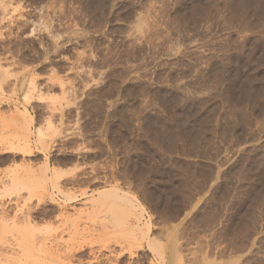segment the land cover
<instances>
[{
	"label": "rangeland",
	"instance_id": "374dc122",
	"mask_svg": "<svg viewBox=\"0 0 264 264\" xmlns=\"http://www.w3.org/2000/svg\"><path fill=\"white\" fill-rule=\"evenodd\" d=\"M0 210V264H264V0H0Z\"/></svg>",
	"mask_w": 264,
	"mask_h": 264
},
{
	"label": "bare ground",
	"instance_id": "6f19581e",
	"mask_svg": "<svg viewBox=\"0 0 264 264\" xmlns=\"http://www.w3.org/2000/svg\"><path fill=\"white\" fill-rule=\"evenodd\" d=\"M184 129H185V128H184ZM184 131H185V130H184ZM190 146H191V145H190ZM192 146H193V145H192ZM28 181H29V180H28ZM26 182H27V181H26ZM28 184H30V183H28ZM24 185H25V184H24ZM28 187H30V186H28ZM99 196H100V195H99ZM103 196H105V195L103 194ZM107 196H112V195L107 194ZM107 196H106V197H107ZM3 208H4V207H3ZM3 208H2V206H1V210H3ZM110 208H111V207H110ZM1 210H0V211H1ZM29 211H30V210H29ZM44 212H45V211H44ZM26 217H27V216H26ZM24 218H25V217H24ZM24 218H23V219H24ZM27 219H28V217H27ZM24 220H25V219H24ZM27 221H29V220H27ZM23 222H24V221H23ZM23 222H22V223H23ZM23 225H24V224H23ZM31 226H32V228H30ZM31 226L29 225V222H28V223L26 222V224L24 225L25 228L21 226V228H20V229H21V232L24 231V232L21 234L22 237H23V236H26V235L29 236L30 234L34 233V231L36 232V228H35V227L33 228V225H31ZM34 229H35V230H34ZM30 236H31V235H30ZM23 239H25V238H23ZM16 243H18V242H16ZM13 244H15V243H13ZM19 244H21V243H19ZM10 245H11V246H14V245H12V244H9L8 246H10ZM17 245H18V244H17ZM11 246H10V247H11ZM15 246H16V244H15ZM15 246H14V247H15ZM18 246H19V245H18ZM21 246H22V245H21ZM16 248H17V247H16ZM11 249H12V248H11ZM17 249H18V248H17ZM34 250H35V249H34ZM3 251H4V250H3ZM3 251H1V253H2ZM11 251H12V250H11ZM35 251H36V250H35ZM12 253H13V252H12ZM14 253H15V252H14ZM4 254H5V252H4ZM8 254H9V253H8ZM14 255H15V254H14ZM95 258H96V257H95ZM89 262H90V261H89ZM95 264H96V263H95Z\"/></svg>",
	"mask_w": 264,
	"mask_h": 264
}]
</instances>
